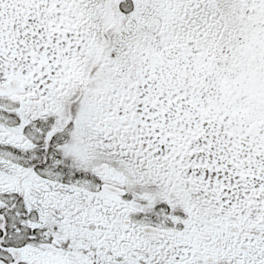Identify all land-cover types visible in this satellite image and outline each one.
I'll use <instances>...</instances> for the list:
<instances>
[{"label": "snow or ice", "instance_id": "snow-or-ice-1", "mask_svg": "<svg viewBox=\"0 0 264 264\" xmlns=\"http://www.w3.org/2000/svg\"><path fill=\"white\" fill-rule=\"evenodd\" d=\"M0 264H264V0H0Z\"/></svg>", "mask_w": 264, "mask_h": 264}]
</instances>
